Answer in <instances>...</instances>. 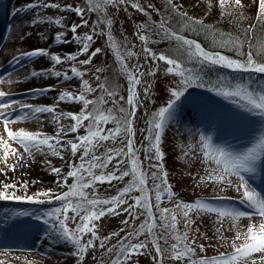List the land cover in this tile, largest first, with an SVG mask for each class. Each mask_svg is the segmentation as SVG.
Returning <instances> with one entry per match:
<instances>
[{
	"label": "snow or ice",
	"instance_id": "1",
	"mask_svg": "<svg viewBox=\"0 0 264 264\" xmlns=\"http://www.w3.org/2000/svg\"><path fill=\"white\" fill-rule=\"evenodd\" d=\"M223 0H221V3ZM103 3L119 8L124 6L136 10L140 14L148 17V21L137 26L134 35L143 45L142 52L145 59L151 58L153 61L164 62L168 65L167 72L179 77L175 86L168 89V99L165 106H160L151 112L146 119V127L137 129L134 125L138 120L137 112L144 106L137 86L141 85L142 78L155 76L156 69L149 68L145 73L141 71L143 67L139 63L129 67L127 60L137 54L130 49L122 51L119 46L112 41L109 35V44L113 47L122 73L125 75L128 88L127 98L118 92L119 85L111 83L106 77L102 80L99 73L102 68L95 69V79L99 82L96 87H92L87 79H84L86 71H81L79 65H90L93 58L101 53L102 49L97 47L86 59H79L89 53V49L95 35H104L103 29L97 33L95 25L91 33L83 36L77 34L81 27L88 26L85 19L87 13L98 10L101 7L96 0H86L87 6H73L72 4H61L52 0H38L25 6V10L30 9H56L59 13L75 14L80 18V23H64L63 15L57 19L50 16H37L32 19L30 26L37 24H54L61 31H57L53 37L55 43L60 45H71L73 43L81 45L77 52L64 54L50 53L47 48H36L24 51L20 55H15L9 60L10 65H22L25 59L31 60L37 57H47L51 61L50 68L40 71H31L28 78L55 77L62 82L79 79V92H61L52 105H22L18 109H13L15 103L4 92H0V121L4 126L7 139L0 138V145L3 147V162L6 167L10 155L17 156V149L12 144H18L29 156L39 153L44 156H55L61 160H66L68 171L64 172L60 167H51L50 172L57 178L55 183L59 188L66 189L59 193L51 189L28 192V182L22 184L7 182L9 177L7 172L0 169V175L4 180H0V201H15L17 203H29L43 205L51 203L53 200L59 202L60 207H56L45 212L36 219L49 226V231L45 238L53 241H64L71 244V256L75 258L76 264H83L89 250L97 247L104 249L106 243L112 237H120L118 245H113L106 249L108 254H112L114 259L112 264H129L131 258L136 255L149 254L154 264H165L166 261H176L184 264H247V258L256 253H260V260L264 261V223L258 227L249 223L244 230H237L232 241L228 244L231 251L220 252L212 257H202L193 259L196 256V248L201 252L205 250L203 244H197L196 238L189 239V231L195 221L190 213L196 216L201 214H216L218 220L222 217H245L251 219L252 215L264 217V195L257 193L248 184L244 173L256 171L257 161L264 157V141L259 149L251 148L243 154H233L221 147H213L210 137H201L202 159L201 163L206 165L205 175L200 176L199 183L212 185H224L234 187L239 192L243 189V199L241 203H246L253 211L245 213L236 212L233 216L231 209L215 207L206 200H196L185 202L176 199V194L172 190L169 182L168 172L165 170L164 153L160 144L169 123L173 120L178 122V112L183 98L188 91L193 88L207 89L215 95L230 101L233 105L241 109L248 115H259L264 117V86L252 88L250 84H232L223 77L218 78L215 83L206 82L198 71H195L190 64L218 66L232 72L249 73L264 76V48L256 50V29L259 26L264 35V0H256V23L249 24L243 29L242 35L232 36L230 33H217L210 26L204 25L202 21L191 20L186 13H182L181 5L175 0H166V9L179 17L184 24L193 26V30L203 28L205 32H211L214 41H219L221 48H227L236 53V58L224 55L219 51L206 50L197 40L189 39L180 33V30L171 28L169 19L164 18L161 10L155 8L153 4L142 5L137 0H103ZM238 6L241 0H236ZM152 12L162 18L158 23L152 21ZM224 13H222V16ZM246 19V17H245ZM99 23V21H97ZM111 24V21H108ZM32 34L24 33L18 37L19 41H25ZM41 39L48 37L43 32L39 33ZM154 36L175 40L178 42L183 52L182 58H174L163 52L157 53L149 47L154 43ZM247 45V49H245ZM69 64L67 69L57 70V66ZM71 73V75H69ZM2 76V74H0ZM151 84L144 87V99L151 96ZM54 86L46 88L32 89L30 95L35 98L37 95H45L54 91ZM99 93L94 99H89L88 95ZM119 97V99H117ZM81 105L78 112L57 114V106L60 103ZM123 102V103H122ZM110 105V107L108 106ZM126 105V106H125ZM91 106V107H90ZM51 114V122L57 126L55 135H45L39 131L32 132L24 129L12 130L9 125L17 120H37L42 114ZM71 120L72 123L64 125L61 120ZM87 121V124L84 122ZM108 124L113 125L107 127ZM83 128V135H76L74 139L63 140L70 134L77 133ZM142 136V140L137 144V132ZM11 141V143H9ZM108 142H111L110 145ZM103 148L104 151L99 150ZM143 151L144 159H140ZM79 153V162L72 163L71 158ZM99 153V154H98ZM187 155V153H185ZM115 161V163H113ZM147 161V163H145ZM155 161V163H153ZM49 165L50 161H47ZM111 170H109V166ZM15 165L11 171H15ZM129 178L125 186L119 189L115 195L102 197L97 193V185L105 183L112 185L113 182H123ZM232 177L239 181L238 185ZM72 178V183L68 179ZM23 188V194H17ZM90 190V191H89ZM139 193V195H133ZM166 202H170L174 207H162ZM179 210V211H178ZM71 212V215L69 213ZM126 213L129 219L121 221L126 228H121L120 233L113 232L108 236L97 235L98 221L106 216H120ZM28 213L19 210L5 212L0 216V239L3 238V230L21 222ZM184 222L185 232L180 233L177 224V216ZM143 217V219H141ZM136 221H139L138 226ZM69 223L74 227H69ZM199 232V228L195 230ZM219 233L221 229L216 228ZM90 238L85 239L86 236ZM144 237V239H141ZM208 237L205 236V239ZM175 242L170 243L169 240ZM97 241L99 244L97 245ZM135 241V242H134ZM151 246V248H150ZM0 249L12 251H34L35 249L11 247H0ZM154 250V254H152ZM46 254V253H45ZM255 264V261H253Z\"/></svg>",
	"mask_w": 264,
	"mask_h": 264
},
{
	"label": "rangeland",
	"instance_id": "2",
	"mask_svg": "<svg viewBox=\"0 0 264 264\" xmlns=\"http://www.w3.org/2000/svg\"><path fill=\"white\" fill-rule=\"evenodd\" d=\"M3 0H0V3ZM5 1V0H4ZM21 3H16L18 5V9H20L22 6L25 7L26 5L34 2H38V0H18ZM49 2H52V0H49ZM57 3L63 4H72L73 6H87L86 0H55ZM96 2H99L101 4V7L93 12L87 13L85 16V19L88 20V26L87 27H81L78 29L77 34L80 36H83L85 33H91L92 28L95 25L97 33L100 32L101 29L104 31V35H95L93 42L91 44V47L89 49V53L85 54L84 56L78 57L79 59H86L88 55L91 54L92 51L95 50V48L99 47L102 49L101 53H99L96 57L93 58V61L90 65H79L77 61V67L80 68L81 71H86V75L84 79H87L89 81V84L92 87H96L97 83H99L95 79V69L96 68H102L104 71L99 73L101 76V79L103 80L105 77L114 84L119 85L118 92L120 95H123L125 99L127 98V88H128V82L125 77V75L121 71V67L118 63L117 57L115 55V51L113 47L109 44V35L112 37V41L115 42L117 46L121 48L122 51H126L130 49L131 51L135 52L137 55L133 56L131 59L127 60L126 63H128L129 67L131 65L139 63L143 67L141 68V71L147 72L149 68H155L156 69V75L155 76H145L142 78L141 85L137 86V92L140 94L141 99L143 100L144 106L141 107L138 112V120L135 123V127L137 129H143L146 127L145 121L150 116L151 112L155 111L160 106H165L167 99H168V89L175 86V82L179 79V77L175 76L174 74H169L167 72L168 65L164 62H158L153 61L151 58L145 59L142 48L143 45L138 40V38L134 35V33L137 31V26L141 23L147 22L148 17L140 14L136 10L132 9L131 7H128L127 10H125L124 6H120L119 8L113 7L112 5H108L103 3V0H96ZM138 3H141L142 5H147L149 3L153 4L155 8H159L161 10V13L163 14L164 18L169 19L171 28L174 30H180V33L186 36L189 39H195L197 42H199L206 50H209L208 48H211L213 50L210 51H219L224 55H228L230 57L236 58V53L227 49V48H221L219 46V41H214L212 37L211 32H205L203 28H198L196 30H193V26L189 23L183 28L181 26L184 24V21H182L179 17H177L175 14L171 13L170 10L166 9V0H137ZM175 2L179 5H181V11L182 13H186L187 16L191 20H198L202 21L204 25L210 26L213 28L217 33H225V34H231L232 36H238L242 35L243 29L246 28L249 24L256 23L255 21V15H256V0H241V5L238 6L236 4V0H223L221 3V0H175ZM20 7V8H19ZM36 14L39 13L42 16H50L53 19H57L60 16L63 15L64 17V23L67 25L69 22H75L80 23V18L76 16L75 14L70 13H59L56 9H35ZM213 12L217 13V19L216 17L213 18V21H210L207 19L209 15H212ZM222 13L224 15L222 16ZM214 14V13H213ZM227 15H234L238 16L236 22L239 21V23H235L233 25L228 24L227 27L224 28V23H216L217 20H223V17H227ZM233 16V17H234ZM246 17V19H245ZM162 17L157 15L155 12H152V21H155L156 23L159 22V20ZM237 18V17H236ZM111 21V24L108 23V21ZM99 21V23H97ZM43 29L46 28L52 35L54 36L57 31H61L58 26L52 24H42ZM259 28V26L257 27ZM260 30V35L261 29ZM33 36H37L35 33ZM259 34H256L257 40H256V50H260L264 48V39H258ZM264 37V36H263ZM35 42H32L33 46L40 47L41 44H43L46 40L41 39V37L35 38ZM153 39L155 40L154 43L149 44V47L152 48L154 52L160 53L163 52L168 56L174 57V58H182L183 52L179 47L178 42L175 40H169L166 38H161L159 36H154ZM81 45L79 44H71L69 45V49L67 52H77ZM245 49H247V45H245ZM64 54V53H62ZM112 58V59H111ZM109 61V62H108ZM50 66L51 67V61ZM108 65H110V69L107 68ZM111 65H114L115 72H111ZM189 67H192L195 71H198L199 74L203 77V79L206 82H212L215 83L218 78L223 77L226 81L231 82L233 85L237 83L242 84H250L252 88H257L260 86H264V76H260L257 74H249V73H239V72H232L227 69L220 68L218 66H212V65H204L201 67L199 64H190ZM69 67V64L65 63L63 65L57 66L58 70L67 69ZM71 75V73H69ZM122 75V76H121ZM122 77V79H121ZM41 84L40 86H44L47 84V81H45L44 77H41ZM69 83L70 87H68V92H79V85L80 81L79 79H73ZM148 84H151V96L148 99H144V87H146ZM67 86H69L67 84ZM200 93H203L200 95ZM99 93H92L88 95L89 99H94L95 96H97ZM192 96L195 98L198 96H203L206 99H216V100H222V101H228L224 98L215 95L213 92L208 91L207 89H201V88H193L188 91L186 96L183 98L180 107L184 108V106L189 105L188 103L190 100H193ZM119 99V97H117ZM55 101V100H54ZM52 101L49 105H52L54 103ZM123 103V102H122ZM110 107V105H108ZM126 106V105H125ZM81 105H75V108L72 112H78ZM91 107V106H90ZM60 112L63 113H69L68 110V103H60L57 106V114ZM188 112V111H187ZM186 112V114H187ZM179 116V115H178ZM51 118V114H50ZM67 122H64V120H61V123L64 125L71 124V120H66ZM87 124V121L84 122ZM173 125L174 132L177 131L179 136L181 134V121L173 120L169 123V126L165 129L160 147L162 152L164 153V160H165V170L169 173V161L168 158H166L165 155V149L163 147L164 140H168V137L171 135V132L169 131L171 126ZM113 125L108 124L107 127H112ZM44 126H40L36 129V132H42ZM53 131L55 132L57 130V126L53 124L52 127ZM56 133V132H55ZM84 129L81 128L77 133L70 134L67 137H62L63 140L67 139H74L76 135H83ZM137 144L140 143L142 140V136L137 132ZM11 143V142H9ZM109 145L111 142H108ZM13 148L17 149V156L10 155L7 161L8 167L5 166L3 162V147L0 145V169H3L7 172V176L9 177V180L7 182H15L18 185L22 184L23 182H28V192L33 193L37 190H47L51 189L54 192H61L66 189L59 188L58 184L55 183L56 179L55 177H51L49 180L45 181L42 178L38 177L37 170L39 169L38 166L35 165L34 162H31L29 155L24 152V149L18 145V144H12ZM100 152L104 151L103 148L99 150ZM99 154V153H98ZM140 159H144L143 151H141ZM52 157V156H51ZM53 159L55 160L56 164H59V167L64 170V172L68 171V165L66 163V160H61L59 157L53 156ZM72 163H78L79 162V153L76 157L71 158ZM115 163V161L113 162ZM147 163V161H145ZM155 163V161H153ZM15 165L16 170L13 172L11 171V167ZM111 165L109 166V170H111ZM28 170L29 173L26 171ZM27 173V174H26ZM40 174V173H39ZM40 176L43 177V174L41 173ZM129 178H125L123 182H113L112 185H109L107 183L103 185H97V193L98 195L102 197H110L116 194V192L123 188L125 184L127 183V180ZM0 180H4V176L0 175ZM169 182L172 185V190L176 194V199H180V195L184 194L187 196H191L193 193H197L199 191H205V189H201V186L194 182H189L184 185H175L173 181L171 182V178L169 176ZM234 182L239 183V181L234 180ZM68 183H72V178L68 179ZM236 190V188L234 189ZM90 191V190H89ZM24 189L20 188L19 192L17 194H23ZM237 193V191L232 192ZM133 195H139V193H133ZM4 209L5 210H19L23 211L25 213H28L27 216L24 217V219L19 222L17 225H13V228L19 229L18 231L21 233L20 236H23L24 239L30 241L31 243H34L36 247L38 248H44L48 243H53L56 248L59 250L69 248V250L72 252V246L69 243H66L64 241H53L51 239L45 238V234L49 231V226L42 223L40 220H37V216H42L45 212L54 209L56 207H60L59 202L52 201L51 203H45L43 205L39 204H29V203H17L15 201H8L4 202ZM162 207H169L172 208L174 205L170 202H166L162 205ZM179 211V210H178ZM246 213H251L249 211H245ZM71 215V212L69 213ZM2 216V213L0 214ZM129 219V223L131 224L132 221L130 218L127 217L126 213H122L120 216H106L102 218L100 221H98V230L97 235L100 237L108 236L110 233L117 232L120 233V236L126 235L125 232H121V228H126L125 225L121 223L122 220ZM143 219V217H141ZM177 219L179 223L177 224V228L180 233H183L186 231L184 227V222L182 218L178 215ZM138 226L139 221L135 222ZM199 225V226H198ZM203 225V224H202ZM200 224H195L196 228H199L198 234H194L192 230L189 231V239L191 240L193 237L196 238L197 244H203L205 246V250L201 252L199 248H196V256L193 257V259H199L202 257H212L215 255H218L220 252H225L227 241H225L221 236H214L212 238L210 234L208 233V238L205 239V235H200L201 232H203L204 226ZM41 226H45L44 231H41ZM74 224L69 223V227H74ZM193 227V226H192ZM196 235V236H195ZM90 238L89 236H86L85 239ZM120 237L114 236L112 239H110L104 249H101L97 247L95 250H89V252L86 254L83 264H112V260L114 259V256L112 254H108L106 249L109 247H112L113 245H118V240ZM141 239H144V237H141ZM50 240V241H49ZM48 241V242H47ZM135 242V241H134ZM170 243L175 242L174 240H169ZM99 244V241H97V245ZM151 248V246H150ZM152 254H154V250H152ZM74 258V257H73ZM76 264V260L74 258V261ZM0 264H37V260L32 259V261H27L19 257L18 255L13 254H7L5 257H1L0 255ZM129 264H154L151 255L144 254V255H136L133 256L129 262ZM165 264H179V262L176 261H166ZM184 264H188V261L185 260ZM258 264H263V262H259Z\"/></svg>",
	"mask_w": 264,
	"mask_h": 264
},
{
	"label": "bare ground",
	"instance_id": "3",
	"mask_svg": "<svg viewBox=\"0 0 264 264\" xmlns=\"http://www.w3.org/2000/svg\"><path fill=\"white\" fill-rule=\"evenodd\" d=\"M16 3L21 2L18 0H3L0 3V74H2L0 76V92H4L6 96L15 101L12 105L13 109H18L22 105H49L61 92L69 91L70 81L62 82L55 77H49L45 79L47 84L40 86L42 82L41 77L28 78L31 71H40L50 66L47 57H37L31 60L25 59L21 62L23 66L19 64L10 65L8 62L13 56L36 48H47L50 53L62 54L68 51L69 45L62 46L59 43H55L52 33L47 28L44 30L42 24H37L34 27L30 26L32 19L37 16L36 10H25L23 6L17 10L19 4ZM29 32L32 35L27 37L25 41L18 40L20 35ZM41 32L48 39L40 47L33 46L32 42H35V38L40 37L39 33ZM34 33L37 36H33ZM50 85L54 86L55 90L45 95H37L33 98L29 94L32 89L46 88ZM192 97L193 100H190L189 105L179 108L178 120L181 121L180 136L177 131L174 132L172 125V128L169 130L171 135L168 137V140L165 139L163 142L165 155L169 161L171 182L173 181L175 185L180 186L193 180L201 186V189H205V191L193 193L191 196L180 195L182 201L206 200L215 207L234 210L233 216H235L236 212L240 211L252 212L253 209L249 208L246 203H241L243 189L238 192L234 190V187H229L227 184L212 185L199 183L200 176L205 175L204 170L206 167V165L201 163V137H210L213 147H221L237 155L243 154L251 148L259 149L261 142L264 141V117L243 113L241 109L230 101L206 99L203 96ZM74 108L75 105L68 103L69 112H72ZM39 120L40 122L37 120H17L10 124L9 128L12 130L24 129L36 132V129L42 125L44 129L41 133L55 135L56 131L52 130L53 123L51 122L50 114H42ZM64 122L67 121L64 120ZM0 138L7 139L2 121H0ZM29 158L31 162H34L38 166L37 173L39 178L47 181L51 177H55L50 172V168L59 167V164L55 163L53 156H44L36 153L34 157L29 156ZM47 161H50L51 164L46 163ZM26 172L29 173L28 170ZM39 173H42L43 177ZM244 176L248 180V184L256 192L260 186L264 187V157L257 161L255 172L244 173ZM232 179L238 181L236 177H232ZM235 191L237 193H232ZM4 202L8 201H0V214L2 213V215L6 211H13L5 210L3 212ZM190 216L195 221L192 225L194 234H198L195 231L197 228L194 225L203 224L202 226H204L205 230L200 235L207 236L209 233L212 238L214 236H221L227 241L226 251H231L228 244L232 241L238 229H246L249 223L257 227L261 223H264V217L259 215H252L251 219L245 216L237 218L222 217L219 220L216 214H201L200 216H196L194 213H190ZM217 227L221 229L219 233L216 231ZM44 229L45 226H41V231H44ZM18 230L13 227L5 228L3 230V238L0 239V247H11L13 249L34 248L35 250L7 251L0 249L1 257H5L7 254H15L27 261H32V259L37 260V264H75L69 248L59 250L53 243H48L42 249L38 248L34 243L20 236L21 233ZM260 256V253H256L248 257L247 264H253V261H255V264L259 262H263L264 264V261L260 260Z\"/></svg>",
	"mask_w": 264,
	"mask_h": 264
},
{
	"label": "trees",
	"instance_id": "4",
	"mask_svg": "<svg viewBox=\"0 0 264 264\" xmlns=\"http://www.w3.org/2000/svg\"><path fill=\"white\" fill-rule=\"evenodd\" d=\"M214 13V14H213ZM212 13V15H209L208 17H207V19L208 20H210V21H213V18L214 17H216V19H217V17H219V16H217V13L216 12H213ZM234 15H227V17L225 16V17H223L224 19L222 20H217L216 21V23L218 22V23H224L223 24V26H224V28H226L228 25H227V22H228V24H231V25H233V24H235V23H239V21L238 22H236L237 21V19L239 18L238 16H234ZM237 17V18H236ZM260 27L259 28H257L256 29V34H259V36H258V39L260 38V39H264V35H260ZM209 50H213V49H211V48H208ZM112 59V58H111ZM109 62V61H108ZM107 68H109L110 69V65H108V67ZM115 67H114V65H111V72L113 73V71L115 72ZM122 76V75H121ZM121 79H122V77H121Z\"/></svg>",
	"mask_w": 264,
	"mask_h": 264
}]
</instances>
